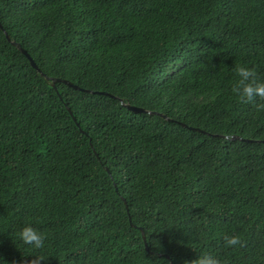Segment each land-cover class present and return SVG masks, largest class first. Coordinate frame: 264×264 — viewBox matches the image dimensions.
<instances>
[{"label": "trees", "instance_id": "1", "mask_svg": "<svg viewBox=\"0 0 264 264\" xmlns=\"http://www.w3.org/2000/svg\"><path fill=\"white\" fill-rule=\"evenodd\" d=\"M237 64L264 81V0H0V264H264Z\"/></svg>", "mask_w": 264, "mask_h": 264}, {"label": "clouds", "instance_id": "2", "mask_svg": "<svg viewBox=\"0 0 264 264\" xmlns=\"http://www.w3.org/2000/svg\"><path fill=\"white\" fill-rule=\"evenodd\" d=\"M237 79L233 85V92L241 101L251 102L255 98H264V81H259L255 77L253 69L237 64L234 68ZM264 107V105H261ZM18 239L30 250H39L44 247L45 237L31 223H25L17 233ZM241 243L239 234L227 236L225 245L235 247ZM187 264H221V261L214 255L202 253Z\"/></svg>", "mask_w": 264, "mask_h": 264}, {"label": "water", "instance_id": "3", "mask_svg": "<svg viewBox=\"0 0 264 264\" xmlns=\"http://www.w3.org/2000/svg\"><path fill=\"white\" fill-rule=\"evenodd\" d=\"M6 37L8 38L7 35H6ZM11 43H12L13 45H15L18 49H20V50H21V51H22V52H23V53L29 58V56L27 55V53H26L23 49H21L17 43H15L14 41H11ZM29 63H30L31 66L37 68L36 65H35V63L33 62V60H32L31 58H29ZM41 74H42V73H41ZM44 78H45V79H48L47 76H44ZM57 80H58L57 78H51L50 84L53 85V83H54L55 81H57ZM66 82H67V81H66ZM67 84H68V85H71L70 82H67ZM73 86L76 87V88H79V87H77L76 85H73ZM121 103H122V101H121ZM124 105H125L128 109H130V110H132V111H134V112H141V111H144V109L141 108V107L133 106V105H130V104H127V103H125ZM146 112H150V111H146ZM159 115L163 116L162 114H159ZM234 137L238 138L237 136H232L231 138H234Z\"/></svg>", "mask_w": 264, "mask_h": 264}]
</instances>
